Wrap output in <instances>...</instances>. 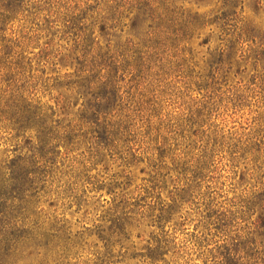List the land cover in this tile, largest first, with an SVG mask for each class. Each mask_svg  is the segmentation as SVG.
Here are the masks:
<instances>
[{"label": "rangeland", "instance_id": "obj_1", "mask_svg": "<svg viewBox=\"0 0 264 264\" xmlns=\"http://www.w3.org/2000/svg\"><path fill=\"white\" fill-rule=\"evenodd\" d=\"M146 1L122 127L101 145L75 130L36 168L43 264H215L209 215L264 181V0Z\"/></svg>", "mask_w": 264, "mask_h": 264}, {"label": "trees", "instance_id": "obj_2", "mask_svg": "<svg viewBox=\"0 0 264 264\" xmlns=\"http://www.w3.org/2000/svg\"><path fill=\"white\" fill-rule=\"evenodd\" d=\"M146 5V0H0V146L12 147L0 159V264H43L48 247L34 213L41 180L36 168L45 154L75 130L86 128L99 143L122 127L114 115L123 99L119 73L127 52L139 45L134 40L147 21ZM124 26L130 34L125 44L113 39ZM35 60L44 67L34 70ZM194 188L187 183L182 191ZM241 202L212 210L205 223L221 241L215 264H264V181Z\"/></svg>", "mask_w": 264, "mask_h": 264}]
</instances>
